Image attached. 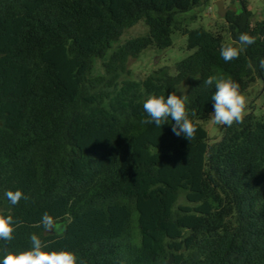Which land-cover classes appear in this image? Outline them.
<instances>
[{"label": "trees", "instance_id": "16d2710c", "mask_svg": "<svg viewBox=\"0 0 264 264\" xmlns=\"http://www.w3.org/2000/svg\"><path fill=\"white\" fill-rule=\"evenodd\" d=\"M214 1L0 0V213L17 224L0 259L36 234L78 264H264V116L220 126L211 143L204 127L208 76L231 77L243 94L264 81V21L252 27L249 0H232L228 38L183 21ZM141 20L149 34L119 46L94 76L95 60ZM176 33L187 56L134 78L131 60L172 48ZM241 33L255 43L226 63L221 45ZM183 85L191 141L171 118L141 122L149 95ZM18 189L29 199L12 205L5 192ZM44 212L62 233L43 228Z\"/></svg>", "mask_w": 264, "mask_h": 264}, {"label": "clouds", "instance_id": "9594fccd", "mask_svg": "<svg viewBox=\"0 0 264 264\" xmlns=\"http://www.w3.org/2000/svg\"><path fill=\"white\" fill-rule=\"evenodd\" d=\"M255 43V37L248 33H241L238 41L233 40L221 45L220 56L227 63L239 59L246 46ZM261 70H264V59L259 60ZM205 86H215L214 94L211 96L213 112L210 114L211 123L216 126L232 127L233 124H243L246 116L247 98L241 92L240 84L231 77L223 75H210L204 81ZM187 96L177 95L174 91L164 95H149L143 102V111L147 119L141 122L154 124L157 128L169 121H174L172 131L176 136L183 135L188 140L195 138L197 126L189 116L187 108ZM196 113L193 112L192 116ZM6 198L12 205H16L21 199L28 200L21 190H8ZM47 231L62 233L63 228L57 220L48 212H44L39 222ZM17 224L11 214L0 213V240L11 242ZM31 246L27 250L19 252L9 251L0 259V264H78L77 255L69 250L47 251L48 244L41 238L32 234L30 236Z\"/></svg>", "mask_w": 264, "mask_h": 264}, {"label": "rangeland", "instance_id": "374dc122", "mask_svg": "<svg viewBox=\"0 0 264 264\" xmlns=\"http://www.w3.org/2000/svg\"><path fill=\"white\" fill-rule=\"evenodd\" d=\"M214 2L209 3L202 11H194L188 15L183 16V21L187 23L191 29L204 27L211 29L214 32L221 33L225 38H228L227 28L223 17L219 16L218 8ZM224 7L227 9L237 8V4L232 0H223ZM250 10L252 11L251 24L252 27H258L264 21V0H249ZM210 6L213 9H210ZM149 34V28L143 20L139 21L136 25L124 31L121 38L113 43V47L109 50L105 59L95 60L93 70L94 76L104 74L103 63L110 57V55L126 41L144 37ZM174 46L168 50H156L151 48L146 50L138 59H132L130 68L133 72L134 78L143 80L151 72L158 70L164 66H173L176 62L180 61L187 56L186 50V37L180 34L173 35ZM188 86L183 85L179 91V95H185ZM247 98L246 114L254 112L257 116H264V81H258L253 85L245 94ZM204 127L208 133L209 142L220 140L222 137V128L213 125L211 119L204 123ZM179 204L186 205L185 195L182 194L179 199Z\"/></svg>", "mask_w": 264, "mask_h": 264}, {"label": "water", "instance_id": "95a60500", "mask_svg": "<svg viewBox=\"0 0 264 264\" xmlns=\"http://www.w3.org/2000/svg\"><path fill=\"white\" fill-rule=\"evenodd\" d=\"M215 5L218 8L219 16L224 18L226 16L227 12H228L227 9L224 7V1L223 0H218V1L215 2Z\"/></svg>", "mask_w": 264, "mask_h": 264}, {"label": "built area", "instance_id": "2783aa9c", "mask_svg": "<svg viewBox=\"0 0 264 264\" xmlns=\"http://www.w3.org/2000/svg\"><path fill=\"white\" fill-rule=\"evenodd\" d=\"M210 9H213V7L211 6Z\"/></svg>", "mask_w": 264, "mask_h": 264}]
</instances>
